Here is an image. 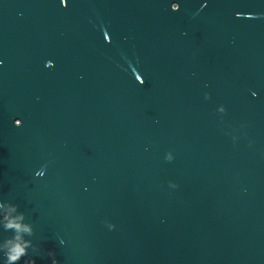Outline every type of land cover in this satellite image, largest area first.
<instances>
[{
	"label": "water",
	"instance_id": "water-1",
	"mask_svg": "<svg viewBox=\"0 0 264 264\" xmlns=\"http://www.w3.org/2000/svg\"><path fill=\"white\" fill-rule=\"evenodd\" d=\"M171 2L0 0V198L36 264H264V0Z\"/></svg>",
	"mask_w": 264,
	"mask_h": 264
},
{
	"label": "clouds",
	"instance_id": "clouds-1",
	"mask_svg": "<svg viewBox=\"0 0 264 264\" xmlns=\"http://www.w3.org/2000/svg\"><path fill=\"white\" fill-rule=\"evenodd\" d=\"M61 6L65 5V0H60ZM170 11L176 12L180 8L178 2L170 3ZM105 43H111L108 33L104 32ZM54 65L51 61L45 64V67L52 68ZM134 76L135 81L143 85L144 80L141 75L137 72V69L129 65ZM205 88L208 87L207 84L204 85ZM256 93L253 92V98L256 97ZM211 98L208 92L204 93V99L209 100ZM216 112L221 115V117L226 113V108L223 104H220L216 108ZM21 120H14L13 126L20 127ZM232 142L236 143L239 139L238 136H231ZM251 144V142H250ZM147 150V149H145ZM164 161L171 163L175 159L174 152L169 150L164 153ZM46 166H42L40 170L35 172L36 178H43L45 176ZM167 187L171 190L177 189L179 186L169 181ZM87 191V189H85ZM246 191V189H245ZM105 227L108 231H114L116 225L105 221ZM34 225L27 218L24 212L19 210V206L10 200L0 198V264H36L35 259L31 258L29 255V250L34 255H39L42 251L36 245L33 244L32 238L34 237ZM60 244L63 246L65 241L60 239ZM46 255L50 258L51 264H59L55 257V252L48 251Z\"/></svg>",
	"mask_w": 264,
	"mask_h": 264
}]
</instances>
